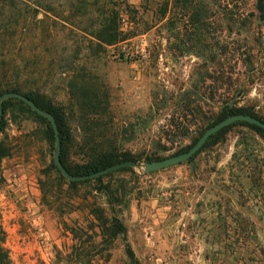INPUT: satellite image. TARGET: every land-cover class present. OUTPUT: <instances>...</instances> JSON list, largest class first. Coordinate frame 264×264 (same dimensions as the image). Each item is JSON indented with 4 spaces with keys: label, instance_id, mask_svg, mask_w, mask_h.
Segmentation results:
<instances>
[{
    "label": "rangeland",
    "instance_id": "rangeland-1",
    "mask_svg": "<svg viewBox=\"0 0 264 264\" xmlns=\"http://www.w3.org/2000/svg\"><path fill=\"white\" fill-rule=\"evenodd\" d=\"M124 1L12 0L0 9V75L17 71L63 108L75 164L87 160L91 121L113 127L120 149L144 163L192 146L223 115L229 77L264 96L255 0ZM105 3L127 38L115 46L98 37ZM45 129L13 106L0 136L11 149L0 162V228L13 264H264V134L234 125L194 167L115 171L106 197L94 181L71 187L59 174ZM114 219L124 233L106 228Z\"/></svg>",
    "mask_w": 264,
    "mask_h": 264
},
{
    "label": "trees",
    "instance_id": "trees-1",
    "mask_svg": "<svg viewBox=\"0 0 264 264\" xmlns=\"http://www.w3.org/2000/svg\"><path fill=\"white\" fill-rule=\"evenodd\" d=\"M9 1L12 0H0V9L4 10L5 6L9 3ZM123 1L124 0H121V2ZM105 4L108 7L104 10V13H110V14L108 16L103 17L101 30L99 31L98 37L101 38L100 40L103 39L106 44L115 46L120 44L121 42H124L127 38H124L125 37L123 36L124 33L120 30L121 24L119 19V10L114 7H109L108 3ZM160 10H163V7L159 9V12ZM254 10L256 13L259 14L260 19L264 23V0H255ZM246 64H247L246 65L247 68H250L248 69V78H250L251 75L254 76L256 71V68L253 66V62L251 60V55H248ZM22 80H23L22 76L19 75L17 71H14L12 75H9L8 71L2 73L0 75V96L3 95L4 93H9V92L24 94L27 97H29L31 100H33L41 109L48 111L54 115L58 124V129L60 132V138L62 143L61 160L64 167L70 174L75 176L90 175L92 173L109 168L121 162L141 161L142 158H140V156L124 152L120 149V147L117 145L115 141V135L111 133L113 127L105 126V128H108L109 131H107L105 128H103L104 130L103 131L102 129H100V125H98L96 122L91 121L89 127L87 128V134L84 138L87 160L84 163H78V164L73 163L70 159L69 150L74 140V135L71 132V127L68 121L69 119L68 115L64 112L62 107L55 106L47 102L45 100V95H43L41 91L31 87H27L28 85H30L28 81H24V80L22 81ZM251 83H253V81H251ZM227 84L228 86H230V88H232L233 93L231 97L228 99L226 106L224 107L223 115L219 119L213 121L212 123L207 124L206 129L201 133V136L208 128L222 121L223 119L227 118L230 115H238V114L251 115L255 118L264 121V110L262 111V108L264 109V107L260 105L261 102L264 103V96L252 97L249 91L250 89L247 87L248 85L246 86L245 81L242 82L240 80H233L232 77H229V81ZM258 101L260 104L258 103ZM231 103H233V106H230ZM13 106L18 107V109L21 112L31 113L35 115L39 120L43 121L46 124L45 134L47 138L50 140L52 145L55 144V134L51 126V123L46 118L39 116L37 113H35L24 102L19 101L17 99H9L5 101L3 104L4 116H3V120L0 123V136L5 130V116L9 114L11 107ZM80 115L82 117L79 116L78 114V116L81 119H84L83 117L84 115L82 113H80ZM234 125L247 126L257 131L258 133L264 134V130L258 126L245 122H238L223 129L216 135L212 136L209 139V141L204 145L203 148H205L211 142L219 141L221 137L225 133H227L229 129ZM197 141L198 139L194 141L193 145ZM190 148L191 146L188 147L187 149L181 150L178 154L186 152ZM10 154H11L10 147L7 144H5V142L0 138V162L4 158L8 157ZM158 160L161 159L154 158L153 156L145 157V161L148 162L158 161ZM53 167L57 169L55 164L53 165ZM57 171L59 172V174H61L58 169ZM109 176L110 175H106L104 177H100L94 180H87L82 182H70V185L71 187H77L79 184H87L91 181H94L98 185V191L103 192L107 197L109 196V189L105 185L104 179ZM102 211L104 212L103 209H93L92 212L97 218H101L103 214ZM106 228H110L108 230L111 234H117V235L124 233L125 230L123 224L118 219L112 220L111 226ZM4 244H5V235L2 229L0 228V264H13L9 256V252L7 251Z\"/></svg>",
    "mask_w": 264,
    "mask_h": 264
},
{
    "label": "water",
    "instance_id": "water-1",
    "mask_svg": "<svg viewBox=\"0 0 264 264\" xmlns=\"http://www.w3.org/2000/svg\"><path fill=\"white\" fill-rule=\"evenodd\" d=\"M9 99H17L19 101L24 102L35 113H37L39 116L46 118L51 123V126L55 134L54 164L57 167V169L60 171V173L70 182H82V181H87V180H94V179L104 177L115 171H118V170H121L127 167L136 168L140 170V172H144V173H153V172L161 171L163 169H166V168H169L175 165H179L187 161H189L190 164L194 167L195 165L194 158L197 155V153L204 147V145L209 141V139L212 136L216 135L223 129L235 123H238V122H245V123L258 126L264 130V121L258 118H255L251 115H244V114L230 115L227 118L223 119L222 121L208 128L203 133V135L198 139V141L194 145H192L191 148L186 152L176 154L170 157H166L158 161H151V162L146 161L144 163L134 162V161H125V162L115 164L101 171L92 173L90 175L75 176V175L70 174L62 163V160H61L62 143H61V138H60V132L58 129V124H57V121L54 115L48 111L41 109L33 100H31L26 95L21 94V93H16V92H9V93H4L3 95L0 96V123L3 120V116H4L3 104L5 101ZM230 106H233V103H231Z\"/></svg>",
    "mask_w": 264,
    "mask_h": 264
}]
</instances>
